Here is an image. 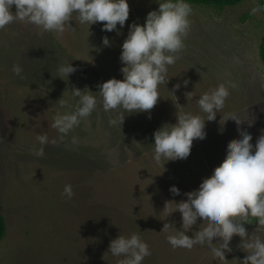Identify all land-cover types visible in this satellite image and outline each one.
<instances>
[{"label": "rangeland", "instance_id": "rangeland-1", "mask_svg": "<svg viewBox=\"0 0 264 264\" xmlns=\"http://www.w3.org/2000/svg\"><path fill=\"white\" fill-rule=\"evenodd\" d=\"M128 3L124 27L117 25L111 32L101 30L104 22L82 25L75 16L62 34L19 21L0 29V210L7 223L0 242V264L63 260L66 243L78 247L79 229L94 225L96 211L103 206L140 219L156 242L157 264H240L247 255L236 235L230 241L232 250L225 253L226 261L220 262L206 246L173 249L166 239L170 233L161 230L165 223L172 230H183L175 203L198 189L223 162L227 145L240 139L237 126L227 120L229 114L243 120L240 129L251 134L254 147L264 135V65L259 56L264 14L257 0L227 7L187 2L192 8L190 28L179 58L168 66L165 83L158 87L157 104L150 113L126 114L121 128L109 125L116 112L103 110L98 85L123 79L119 57L129 25H143L147 14L159 7L157 0ZM11 11L15 13L14 6ZM105 36L110 46L102 44ZM67 63L77 71L58 77V68ZM14 64L21 66L23 79L11 71ZM184 80L189 81L187 86ZM231 83L236 87H229ZM176 84L181 85L178 90ZM220 84L228 87L229 96L216 119L205 122V139L193 141L186 159L157 164L154 131L164 124L174 125L177 114L206 119L197 100ZM73 87L93 92L97 106L61 141L51 123L57 112L75 110L78 98L71 95ZM62 97L64 108L58 102ZM39 134H46L49 141L43 146V156L32 151L40 147ZM68 184L74 193L71 199L62 196ZM173 185L179 195L169 191ZM166 201L172 214L163 211ZM117 216L111 212L109 229H116ZM201 223L198 218L193 231ZM244 227L249 236L264 239V231H255L257 222H245ZM124 230L126 237L134 231L128 222ZM106 239L110 242L113 237ZM68 252L78 254L77 250Z\"/></svg>", "mask_w": 264, "mask_h": 264}, {"label": "clouds", "instance_id": "clouds-1", "mask_svg": "<svg viewBox=\"0 0 264 264\" xmlns=\"http://www.w3.org/2000/svg\"><path fill=\"white\" fill-rule=\"evenodd\" d=\"M157 2L158 9L147 14L143 25H129L119 57L123 79L112 78L98 85L96 93L102 99L103 110L116 112L115 117L109 119L110 126L122 128L126 114L150 113L160 98L158 87L165 83L168 66L175 63L184 48L183 41L190 28V4L186 0ZM257 11L256 7L252 8L253 13ZM129 12L128 0H0V29L19 21L62 34L75 16L82 25L104 22L101 30L111 32L117 30V25L124 27ZM102 44L110 46L107 36L102 38ZM11 71L23 79L20 65L14 64ZM57 71L58 77L62 78L69 77L77 69L67 63ZM188 83V80L183 81L184 86ZM180 87V84L174 85V89ZM229 87L235 88L236 84L231 83ZM90 93L93 92L73 87L71 95L78 98L75 110L57 112L54 116L51 127L60 134L61 141L96 109L97 98ZM228 96V87L220 84L197 100L206 119L200 115L177 114L174 125L164 124L154 131L153 160L160 164L162 160L186 159L193 141L205 139V122L216 119ZM58 102L60 108L65 107L63 97ZM229 119L237 126L240 139L227 145L223 162L202 180L198 189L185 193V201L175 203V211L181 213L183 230H172V226L165 223L161 231L170 233L166 239L173 249L190 251L196 245L206 246L213 259L220 262L226 261L225 253L232 250L230 241L236 235L241 238V249L247 253L240 264H264V239L259 235L249 236L244 227L245 222L254 219L258 224L255 231H264V135L259 136L254 147L250 143L251 134L240 129L243 120L236 114H229ZM219 131L222 134L224 129L221 127ZM36 140L40 147L34 146L33 154L43 156L48 137L39 134ZM72 143H76L74 136ZM169 191L173 195L180 194L174 185ZM73 195L72 186L65 185L62 196L71 199ZM169 203L166 201L163 209L166 214L173 213ZM198 218L202 223L193 231ZM188 232L192 234L188 235ZM108 252L114 257H122L117 264H142L144 258L151 255L148 244L136 233L128 237L119 235L110 242Z\"/></svg>", "mask_w": 264, "mask_h": 264}, {"label": "trees", "instance_id": "trees-1", "mask_svg": "<svg viewBox=\"0 0 264 264\" xmlns=\"http://www.w3.org/2000/svg\"><path fill=\"white\" fill-rule=\"evenodd\" d=\"M187 2H191L199 5H216L220 7L227 6H235L240 4L245 0H186ZM257 3L260 9H264V0H257ZM264 14V11H262ZM259 56L262 64L264 65V39L260 44ZM118 213V216L115 218L116 229H109L112 226L110 223L111 212ZM124 212V211H122ZM120 212L114 206H103L99 208V211H96V215L94 216V225L92 224H84L83 227L79 229V246L71 247V243H66L67 245V253H65L63 260L54 261L55 264H117L118 259H122V257L117 258L111 255L108 252L110 242L119 235L125 236V222L129 223V227H133V230L136 234L140 236V238L146 242L150 248L151 255L144 258L142 264H157L156 251L157 245L156 242L150 239L149 235L150 231L146 230L142 225L140 219L124 214ZM254 219H250L248 223H255ZM90 230H87V228ZM83 230L84 234L81 232ZM109 231L106 232V231ZM133 231V232H134ZM116 232L117 236H114ZM132 232V233H133ZM7 233V223L3 213L0 210V242L4 239ZM112 236L113 239L109 242L106 239L108 236ZM71 247V248H70ZM77 250L78 254H71L68 251ZM156 250V251H155ZM66 251V250H65ZM160 252V247H159Z\"/></svg>", "mask_w": 264, "mask_h": 264}]
</instances>
